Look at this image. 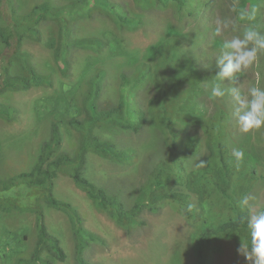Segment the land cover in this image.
I'll use <instances>...</instances> for the list:
<instances>
[{"label": "rangeland", "instance_id": "1", "mask_svg": "<svg viewBox=\"0 0 264 264\" xmlns=\"http://www.w3.org/2000/svg\"><path fill=\"white\" fill-rule=\"evenodd\" d=\"M1 1L4 3L3 11L10 17L12 13L9 10H15L25 21L24 26L31 28V35L23 37L14 57V48L4 47L0 42V107L11 117L0 116V264H19V258H29L37 238L35 213L24 208V201H14L10 192L3 190L4 184L13 176L32 168L40 144L50 137L53 122L59 124L62 150L75 154L79 132L69 124V120H83L85 112L82 109L87 104L90 78L105 71L97 102L100 112L106 111L111 102L116 103L121 73L132 74L135 66L147 62V49L164 40L163 36L171 30L187 35L180 39V46L191 53L198 68L203 71L202 75L209 76L202 81L205 91L200 96L209 113L227 104L224 108L231 116L227 127L230 152L233 154L234 149L246 150L251 156L248 157L255 162L257 181L249 194L256 198L252 201L253 210L264 208V127L247 133L240 129L235 117L236 101L230 92L231 88L238 87L246 96L251 86L258 84L264 87V54L254 65L237 74L236 79L223 81L230 87L229 94L223 98H209L212 72L219 71L215 64L219 48L214 45L216 37L213 36V29L217 19L233 20L231 0H212L210 9L200 11L193 17L186 12L178 13L174 6L140 7L135 0H83L79 3L78 0ZM45 1L50 4L46 13L41 9L33 11L36 5ZM94 1L98 3V8L93 5ZM106 2L118 4L130 15L142 17L143 24L133 30L119 29L102 12L101 5L105 6ZM44 15L46 17L40 19ZM244 29L234 26L224 35L231 38L241 34ZM89 38H97L100 46L78 43ZM4 62L13 77L22 75L27 69L28 72L47 77V83L42 81L27 89L4 90L6 76L4 69H1ZM150 63L155 67L158 59ZM155 95L158 96L159 91L154 81L138 95L139 103L149 112L152 109L156 111L151 102ZM65 97H69L71 103L78 104L81 111L69 110ZM105 117L109 119V124L98 130L99 135L113 141L118 147L137 149L138 160L133 164L119 163L90 153L85 174L110 194L119 195L131 207L147 172L162 156L163 147L157 140V129L152 128L150 123L139 132H134L120 129L118 126L125 124L119 119L113 120L116 114L101 116ZM190 133L199 137L200 149L193 155L189 166L199 168L207 156L206 134L197 126H193ZM54 181L55 196L75 206L82 215L84 228L101 238L91 241L85 251V258L90 263H196L195 238L209 209L207 204L204 203L205 209L200 212V219L195 221L188 218L175 202L166 200L157 211L145 209L140 214L145 223L127 230L99 210L93 200L76 186L68 172H59ZM191 193V199L199 204L198 195ZM41 202L48 230L59 239L66 254L65 260L52 257L53 263L76 264L75 241L68 214ZM214 210H218V207ZM10 238H13V253L11 244H5L8 240L10 242ZM212 245L213 264H249L237 252L240 245L234 241L219 239ZM43 256L46 254L43 253Z\"/></svg>", "mask_w": 264, "mask_h": 264}, {"label": "trees", "instance_id": "2", "mask_svg": "<svg viewBox=\"0 0 264 264\" xmlns=\"http://www.w3.org/2000/svg\"><path fill=\"white\" fill-rule=\"evenodd\" d=\"M80 1L83 0H78L77 3ZM135 1L140 7L174 6L178 13L186 12L192 17L200 11H207L213 3L212 0ZM231 1L230 12L234 26L242 30L251 24L264 32V0ZM2 2L0 0V42L4 47L7 45L14 48V57L23 37L31 35V28L24 26L25 21L16 14L15 10H9L12 13L9 17L3 11L4 3ZM105 4V6L101 5L102 12L119 29L133 30L143 24L142 17L130 15L122 6L108 2ZM93 5H96V8L99 7L96 1ZM49 8V2L45 1L36 5L33 11L41 9L46 13ZM244 8L256 9L254 21L239 19L238 12ZM45 17L46 15L40 19ZM172 35L176 36L172 37ZM186 37L187 35L182 32L171 30L163 36L164 40L152 44L145 55L147 62L144 61L135 66V72L132 74L121 73V85L116 103L111 102L109 108L103 112H100L97 101L105 71L93 75L92 79L90 78L86 96L87 104L82 109L85 112L83 120L77 118L69 120V124L79 132L75 154L62 150L63 140L59 124L53 122L50 137L40 144L39 153L32 168L13 176L4 184L3 190L9 191L14 201H24V208L36 215L37 238L32 253L29 258H19V264H54L52 257L59 260L66 258L59 239L48 230L41 201L68 214L75 241V262L76 264H92L85 258V251L91 241H99L101 238L84 228L82 215L75 206L55 196L54 180L59 172H68L76 186L93 200L99 210L107 213L117 225L127 230L145 223L140 218V214L145 209L157 211L166 200L175 202L188 218L195 221L200 219V212L202 213L205 209L204 203L207 204L209 209L200 223L201 228L195 238L194 248L197 255L195 264H213L212 244L216 240L229 239L237 245L250 244L247 222L246 219H242L247 217L249 212L242 211L238 207V201L251 192L257 181L255 162L248 157L250 155L246 150H242L244 158L240 162H237L230 152L231 141L228 139L227 127L231 116L224 108L227 104L209 113L200 99L205 91L202 81L209 76L202 75L203 71L198 68L191 53L180 46V39ZM83 42L99 45L97 38L80 40L78 43ZM214 45L219 48L221 38L216 37ZM156 59H158V65L154 67L150 61L153 62ZM7 68L8 65L4 62L1 65L6 76L4 90L6 88L27 89L42 81L47 83V77L37 72H28L25 68L26 72L13 77ZM216 73L217 70L212 72V83L216 81ZM153 81L156 86L158 85L160 96H153L151 102L152 106L155 105L156 111L152 109L149 112L139 103L138 95ZM221 86L226 90L225 96L229 94L230 87L225 82H221ZM70 94L72 97V90ZM64 101L69 110L81 111L78 104L71 103L69 97H65ZM107 114H116L113 120L119 119L125 124L122 127L118 126L124 130L139 132L150 123L152 128L157 129V140L163 147L162 156L147 172V177L131 207L127 206L119 195L110 194L85 174L90 153L119 163L133 164L138 160L137 149L118 147L113 141L99 135L98 130L109 124V119L101 118L102 115ZM0 116L11 118L1 107ZM111 124L117 126L115 123ZM193 126L200 127L206 134L207 156L204 164L199 168L189 166L193 155L200 149L199 137L190 133ZM191 191L198 195L199 204L191 199ZM217 207L218 210H214ZM12 241L13 238H10V242L8 240L5 243L11 244V253L14 252ZM43 253L46 256H43Z\"/></svg>", "mask_w": 264, "mask_h": 264}, {"label": "clouds", "instance_id": "3", "mask_svg": "<svg viewBox=\"0 0 264 264\" xmlns=\"http://www.w3.org/2000/svg\"><path fill=\"white\" fill-rule=\"evenodd\" d=\"M238 17L240 20L254 21L256 9H241ZM233 28L234 25L228 18L215 21L213 36L221 38V46L215 57L219 71L215 74L216 81L210 85V99L225 96L226 90L222 88L221 82L236 79L237 74L254 65L259 56L264 54V32L250 24L241 34L226 38L224 34ZM230 92L236 101L235 117L240 129L247 133L264 127V87L253 85L248 88L246 96L238 87L231 88ZM233 156L240 162L244 158V152L234 149ZM255 199L253 195L247 194L238 201V207L250 213L242 219H246L251 239L250 244L242 243L237 252L249 264H264V208L253 210L252 201Z\"/></svg>", "mask_w": 264, "mask_h": 264}]
</instances>
